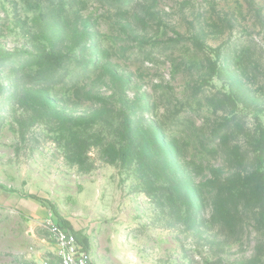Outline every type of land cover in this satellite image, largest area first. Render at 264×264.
<instances>
[{
    "label": "rangeland",
    "instance_id": "rangeland-1",
    "mask_svg": "<svg viewBox=\"0 0 264 264\" xmlns=\"http://www.w3.org/2000/svg\"><path fill=\"white\" fill-rule=\"evenodd\" d=\"M125 114L153 164L71 160L78 117L108 143ZM261 179L264 0H0V264L46 260L56 212L93 264H264Z\"/></svg>",
    "mask_w": 264,
    "mask_h": 264
},
{
    "label": "trees",
    "instance_id": "trees-1",
    "mask_svg": "<svg viewBox=\"0 0 264 264\" xmlns=\"http://www.w3.org/2000/svg\"><path fill=\"white\" fill-rule=\"evenodd\" d=\"M40 57H42V61H39V66L43 71L36 73L37 76L35 77V80L45 81L49 84H52L57 80L55 77L56 71L61 68H66V66H69L74 60L68 55L55 51L45 53ZM96 116H91L88 119H82L81 117L77 118L78 123H75V125L78 132L76 131L74 133L75 137L72 138L73 141H70L71 148L69 151L72 155L69 156L71 160H76L77 163L84 166V163L88 158L87 151L91 148V145L99 146V144H102V152L105 153L110 160H120L123 165L132 164L134 161H137L138 165H142L144 161L148 162V164H153V162H155L156 155L152 153L158 152L161 149V142L158 139V135L154 128H149L146 131H143L142 129H145V127H140L139 124L136 125L134 121L125 114L121 122H119V126L116 130L111 131L110 129H107L108 132L110 131V133L115 136L114 139L108 143H106V141H94L89 143V129H91L95 123H99V120L97 119L99 117ZM100 124L106 125L104 122H100ZM173 183L168 182L160 186L163 191L172 193V195L166 196L170 201L174 198V191L171 187L176 185H173ZM259 192L261 196L260 207L264 215V179H261L259 184ZM56 213L58 215V223L62 227L67 228L68 226L72 228L70 229L72 232L79 235V233L73 229L72 224L69 223L68 220L61 217L58 212Z\"/></svg>",
    "mask_w": 264,
    "mask_h": 264
},
{
    "label": "built area",
    "instance_id": "built-area-1",
    "mask_svg": "<svg viewBox=\"0 0 264 264\" xmlns=\"http://www.w3.org/2000/svg\"><path fill=\"white\" fill-rule=\"evenodd\" d=\"M50 245L46 250L47 259L40 262L36 243L28 247L25 264H93V259L83 239L57 222L49 226Z\"/></svg>",
    "mask_w": 264,
    "mask_h": 264
}]
</instances>
